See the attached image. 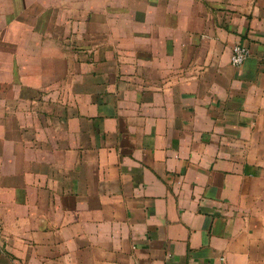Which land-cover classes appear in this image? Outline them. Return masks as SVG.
<instances>
[{"label":"crops","instance_id":"0c3cea01","mask_svg":"<svg viewBox=\"0 0 264 264\" xmlns=\"http://www.w3.org/2000/svg\"><path fill=\"white\" fill-rule=\"evenodd\" d=\"M13 83L0 264H264V0H0Z\"/></svg>","mask_w":264,"mask_h":264},{"label":"rangeland","instance_id":"374dc122","mask_svg":"<svg viewBox=\"0 0 264 264\" xmlns=\"http://www.w3.org/2000/svg\"><path fill=\"white\" fill-rule=\"evenodd\" d=\"M13 33L14 31L10 29L7 34H4L3 37L8 40H16V36H13ZM13 61L16 62V59H13ZM13 61L11 62L13 66L10 67V69L14 68L16 71V63H13ZM4 93V96L0 98V109H3V114L5 118L7 117V113H9L10 119L14 120L16 119V83H13L11 86L6 85L4 87ZM12 96H14L15 98H12Z\"/></svg>","mask_w":264,"mask_h":264},{"label":"built area","instance_id":"2783aa9c","mask_svg":"<svg viewBox=\"0 0 264 264\" xmlns=\"http://www.w3.org/2000/svg\"><path fill=\"white\" fill-rule=\"evenodd\" d=\"M249 53L250 51L246 46L240 43H234L230 55L231 64L234 66L241 65L246 60Z\"/></svg>","mask_w":264,"mask_h":264}]
</instances>
